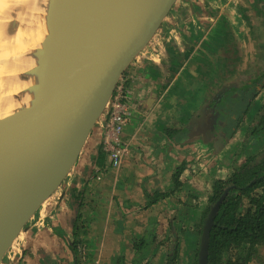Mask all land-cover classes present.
<instances>
[{
  "label": "crops",
  "instance_id": "1",
  "mask_svg": "<svg viewBox=\"0 0 264 264\" xmlns=\"http://www.w3.org/2000/svg\"><path fill=\"white\" fill-rule=\"evenodd\" d=\"M234 6L231 0L176 3L154 38L157 45L161 34L166 40L153 54L141 52L125 73L133 114L123 132V164L111 168L101 147L105 110L61 191H54L27 221L24 241L17 240L23 245L19 264H76L71 244L77 240L88 248L85 264H155L154 259L165 256L153 241H167L174 227L179 253L186 240L198 244L202 208L194 202L209 195L207 182L218 175L196 177L182 171L176 186L175 173L197 159L195 146L218 152L216 141L228 126L220 111L228 112L227 99L235 93L226 88H246L256 77L212 74L216 48L207 41L204 21L218 22ZM218 97L226 103L221 105ZM253 100H242L239 108Z\"/></svg>",
  "mask_w": 264,
  "mask_h": 264
},
{
  "label": "water",
  "instance_id": "2",
  "mask_svg": "<svg viewBox=\"0 0 264 264\" xmlns=\"http://www.w3.org/2000/svg\"><path fill=\"white\" fill-rule=\"evenodd\" d=\"M179 0H65L77 50L40 82L24 87L0 69V258L24 233L75 164L135 57L148 48ZM211 208L198 264H208ZM75 253V252H74Z\"/></svg>",
  "mask_w": 264,
  "mask_h": 264
},
{
  "label": "rangeland",
  "instance_id": "3",
  "mask_svg": "<svg viewBox=\"0 0 264 264\" xmlns=\"http://www.w3.org/2000/svg\"><path fill=\"white\" fill-rule=\"evenodd\" d=\"M231 2H234L235 6L232 7L233 10L230 15L225 12L224 16L221 17L222 19L220 20L224 22L221 23L220 20L217 22L215 18L211 20L210 24L204 21V25H207V41L212 42L210 44L216 48L217 62L213 65L215 72H212V74L213 76H230L233 73H237L239 76L253 77L264 71V0H231ZM15 3L16 0H3L1 4L0 48L3 50L7 48V44L13 42L16 24H18L19 21ZM174 36H171V38ZM164 39L165 37H162L161 34V40L158 41L159 44L163 43ZM159 44L157 45L154 42L152 51L148 52L147 50L144 54H153L155 49L159 47ZM252 45L254 46L253 52H251ZM254 53L257 55L254 56ZM253 60L255 61L253 62ZM258 78H260V76H256L252 81H257ZM226 89L228 92H231L233 90H239L241 87L232 84V87ZM235 92L239 93L238 91ZM259 93V96L252 101L248 108V112H246L243 117V121L246 122L245 125L241 123L239 128L235 130L234 135L228 138V140L224 137L227 135L222 134L223 132L220 131L222 137H218L216 141L218 145V152L216 154L211 150L208 151L205 147L195 146L194 152L197 155V159L188 162V164H185L183 167V172L189 171L190 175L196 174V177L208 175L210 172L214 175H218V178L214 177L211 181L207 182L208 190L210 191L209 195L213 191L215 181L227 180L232 173L241 169L244 165L250 168L257 167L264 161V129H259L256 134L253 132L256 128H260V125L263 123L262 121H264V89ZM229 110L230 107L228 112ZM224 112L227 113V109H222L220 111L221 114ZM219 116L220 114L217 120H219ZM220 145H222L221 148L219 147ZM212 161L216 162L212 163ZM68 176L69 175L66 176L64 181H66ZM62 184L59 190L63 188ZM258 192L260 193V191ZM207 193L199 198H197L198 194L196 193L193 197L197 198L194 204L202 208V212L200 213L201 217L197 225L196 235L199 241L198 244L194 241L192 244L191 241L186 240L183 246H181V253H179L180 246L178 249V244L180 243L176 235V227L172 226L174 227L172 230L175 231V234L172 235L170 233V237L166 235L165 238L168 239L167 241H164V239H156L152 243L156 248H159L160 253L165 256L159 260L154 259L155 264H167L172 257L174 258L172 260L174 264L198 263L199 239H201V232L204 226L203 224L205 223L204 213L208 208L210 197L209 195L207 196ZM191 209L192 205L190 207V210ZM27 226L28 222L23 225L24 229ZM23 234V232L18 234V238L13 243V246L10 247L8 252L3 254L2 260L6 264H19L23 245L19 246L17 240L23 242L25 237ZM256 250L255 257L252 258L249 264H264V246H258ZM166 254L170 256L168 257ZM87 255L88 248L86 243H84L83 240L76 242V264H85L88 261Z\"/></svg>",
  "mask_w": 264,
  "mask_h": 264
},
{
  "label": "trees",
  "instance_id": "4",
  "mask_svg": "<svg viewBox=\"0 0 264 264\" xmlns=\"http://www.w3.org/2000/svg\"><path fill=\"white\" fill-rule=\"evenodd\" d=\"M240 92L232 94L234 98L238 99L231 97L227 99L230 112L221 114V116L227 115L225 116V120L228 121L227 136H224L226 140L234 135L235 130L242 123L244 115L248 112L249 105L246 108L242 107L243 110H241L239 102L255 99L256 94L252 93V89L247 92L242 89ZM235 113L236 116L232 118ZM218 128L219 125H217ZM263 128L264 126L253 130L254 134ZM183 167H180L175 173L176 186H179ZM209 196L204 220H206L210 209L222 196L224 197L217 210L215 223L211 230L208 264H249L255 257L257 247L264 246V161L257 167L250 168L244 165L227 180L215 181L213 191ZM76 242L71 244L74 252L76 251ZM173 259L172 257L168 264H174Z\"/></svg>",
  "mask_w": 264,
  "mask_h": 264
},
{
  "label": "bare ground",
  "instance_id": "5",
  "mask_svg": "<svg viewBox=\"0 0 264 264\" xmlns=\"http://www.w3.org/2000/svg\"><path fill=\"white\" fill-rule=\"evenodd\" d=\"M15 4L19 21L13 42L0 48L1 70L24 87L60 68L62 60L77 48L64 43L72 38L63 17L65 0H16ZM0 264L6 263L0 258Z\"/></svg>",
  "mask_w": 264,
  "mask_h": 264
},
{
  "label": "built area",
  "instance_id": "6",
  "mask_svg": "<svg viewBox=\"0 0 264 264\" xmlns=\"http://www.w3.org/2000/svg\"><path fill=\"white\" fill-rule=\"evenodd\" d=\"M152 45L153 42L148 45L145 52L147 50L151 52ZM129 98L130 90L127 85V80L123 76L118 82L107 105V113L102 131L101 147L108 157L111 168H120L127 154V145L123 141V132L133 114L131 105L129 104ZM97 180H101V176Z\"/></svg>",
  "mask_w": 264,
  "mask_h": 264
},
{
  "label": "flooded vegetation",
  "instance_id": "7",
  "mask_svg": "<svg viewBox=\"0 0 264 264\" xmlns=\"http://www.w3.org/2000/svg\"><path fill=\"white\" fill-rule=\"evenodd\" d=\"M264 57V56H263ZM256 76H260V78H258L257 79V81H252V82H250V85H248L246 88H242L243 90H244V92H247L248 90H251L252 89V93H255L256 95H255V99L259 96V92H261L262 91V89H264V71H262V72H260V74H258V75H256ZM125 77V76H124ZM126 78V77H125ZM127 80V79H126ZM241 89V90H242ZM235 91H238L239 93H241L240 92V89L239 90H235ZM234 92V90L233 91H231V92H228V94L229 93H233ZM218 100H219V102H221V105H223V104H225L226 103V101H224L223 102V104H222V101L219 99V97H218ZM218 102V103H219ZM220 105V106H221ZM218 106V105H217ZM263 123L259 126L260 128H262L263 126H264V121H262ZM264 129V128H263ZM233 174V173H232ZM59 191H61V190H59ZM211 210V209H210ZM210 212V211H209ZM209 214V213H208ZM207 218H208V215H207ZM206 218V219H207ZM204 221H206V220H204ZM204 225V224H203ZM201 235H202V232H201ZM199 249H200V245H199Z\"/></svg>",
  "mask_w": 264,
  "mask_h": 264
}]
</instances>
